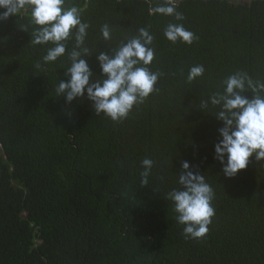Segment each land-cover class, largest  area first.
Listing matches in <instances>:
<instances>
[{"label": "trees", "instance_id": "16d2710c", "mask_svg": "<svg viewBox=\"0 0 264 264\" xmlns=\"http://www.w3.org/2000/svg\"><path fill=\"white\" fill-rule=\"evenodd\" d=\"M168 2L68 0L90 25L93 53L116 49L141 27L154 37L149 67L161 75L121 121L96 115L86 96L69 106L56 95L70 62L66 53L43 64L51 44L30 43L28 11L0 22V264H264V162L250 158L225 178L214 159L222 124L198 107L237 71L264 83V0H171L182 21L152 11ZM170 22L193 42L168 41ZM86 59L99 75L96 55ZM196 65L205 71L189 83ZM145 158L153 166L142 186ZM185 160L215 194L199 240L185 238L167 196L181 187Z\"/></svg>", "mask_w": 264, "mask_h": 264}, {"label": "clouds", "instance_id": "9594fccd", "mask_svg": "<svg viewBox=\"0 0 264 264\" xmlns=\"http://www.w3.org/2000/svg\"><path fill=\"white\" fill-rule=\"evenodd\" d=\"M0 9L4 10L0 12V22L17 16L22 9L29 12L30 23L36 27L29 32L25 25L23 30L30 33V43L33 46L51 44L41 58L43 64L54 63L67 53L70 65L64 71L66 79L59 80L55 89L66 105L86 96L96 115L121 121L153 93L161 74L149 67L154 59L151 47L154 37L147 27L139 28L114 50L93 53L85 46L90 25L82 20L81 10L68 0H0ZM152 11L174 17L175 21L184 19L171 0ZM100 31L104 40L111 38L107 24ZM163 34L172 43L191 44L194 40V34L182 23H168ZM69 41H74L71 50L67 47ZM93 54L99 64V75L92 71L86 59ZM35 67L39 69L41 62L37 61ZM204 71L202 65L191 67L187 81L191 83L200 78ZM221 84L223 90L200 99L198 107L202 113L212 112L222 124L218 129L220 138L214 145V159L221 165L223 176L231 179L247 168L250 158L264 162V83L237 71ZM248 92L251 98L246 95ZM141 163V184L147 186L153 161L145 158ZM191 168L188 161H180L178 184L181 187L171 190L167 196L174 205L178 224L184 225L185 238L199 240L207 235L215 214L212 207L215 194L205 176Z\"/></svg>", "mask_w": 264, "mask_h": 264}]
</instances>
